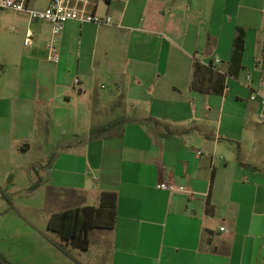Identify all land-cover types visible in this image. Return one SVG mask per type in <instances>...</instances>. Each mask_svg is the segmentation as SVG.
I'll return each mask as SVG.
<instances>
[{
    "label": "crops",
    "instance_id": "obj_1",
    "mask_svg": "<svg viewBox=\"0 0 264 264\" xmlns=\"http://www.w3.org/2000/svg\"><path fill=\"white\" fill-rule=\"evenodd\" d=\"M100 2L115 23L68 22L58 64L50 34L43 54L0 65V165L22 161L18 175L40 183L45 204L59 194L66 205L50 215L118 194L116 227L90 232L97 264H264V0H90L97 15ZM238 29L243 69L232 77ZM216 60L225 93L191 89L194 63ZM97 76L112 80L109 93ZM78 113L83 134L44 154L50 120Z\"/></svg>",
    "mask_w": 264,
    "mask_h": 264
},
{
    "label": "rangeland",
    "instance_id": "obj_2",
    "mask_svg": "<svg viewBox=\"0 0 264 264\" xmlns=\"http://www.w3.org/2000/svg\"><path fill=\"white\" fill-rule=\"evenodd\" d=\"M49 2L50 0H32L31 6L44 9ZM98 9L100 15L103 10L102 2L99 3ZM28 30L33 34V45L26 47L24 39ZM50 34L49 23L32 21L26 13L0 9V65L10 56L15 64H21L34 58L36 54H43L46 39ZM106 78L108 77H96V89L109 93L113 89V82ZM101 85H104V89ZM74 92L79 93L80 90L76 89ZM79 105L76 102L71 104L73 113H76ZM50 124V134L43 137L44 149L49 148L44 154L49 157L56 154V151L50 150V144L61 139L72 140L77 134H83L85 121L78 113L73 114L70 121L61 117L57 120L51 119ZM55 124L68 125V133L58 134ZM39 154V151L35 150L31 157L36 158ZM21 165L22 161L11 163L9 168L0 165V264H97V247L94 244L89 251H83L67 245L56 233L48 231L50 213L64 208L66 204L56 201L60 195L51 191L48 193L49 201L45 204V191H31L33 183L29 185L20 174L18 175L17 170L21 169ZM44 170L39 167V171ZM13 187L17 189L12 190ZM24 188L25 190L21 191ZM3 193L9 195L11 201L4 198Z\"/></svg>",
    "mask_w": 264,
    "mask_h": 264
},
{
    "label": "trees",
    "instance_id": "obj_3",
    "mask_svg": "<svg viewBox=\"0 0 264 264\" xmlns=\"http://www.w3.org/2000/svg\"><path fill=\"white\" fill-rule=\"evenodd\" d=\"M245 52V31L238 29L233 41V50L230 58L228 75L237 77L243 69V56ZM227 76L217 72L213 63L203 65L199 61L194 63V75L191 89L204 93L224 94L226 91ZM106 126L93 131L92 137L108 130ZM39 182L31 186L35 190ZM118 194L103 192L98 206H79L65 209L50 215L47 228L56 233L67 245L83 251L90 248V232L93 229L113 230L116 227L118 216ZM207 211L214 213L210 196L207 201ZM65 253L66 250L62 249ZM69 254V253H67Z\"/></svg>",
    "mask_w": 264,
    "mask_h": 264
},
{
    "label": "built area",
    "instance_id": "obj_4",
    "mask_svg": "<svg viewBox=\"0 0 264 264\" xmlns=\"http://www.w3.org/2000/svg\"><path fill=\"white\" fill-rule=\"evenodd\" d=\"M31 0H0V9H8L12 12L26 13L32 21H44L51 26V39L48 45V60L51 63L60 62L58 39L65 30L66 24L75 21L80 24L90 23L96 25H112L115 22L110 16L101 17L95 14V4L90 9V0H51L44 9L30 7ZM33 34L27 31L24 45L29 47L33 44ZM219 60L214 62V65ZM79 79H75V85L79 84ZM200 154V152H199ZM159 188L178 191L175 187L161 184ZM222 231L224 228L221 229Z\"/></svg>",
    "mask_w": 264,
    "mask_h": 264
}]
</instances>
